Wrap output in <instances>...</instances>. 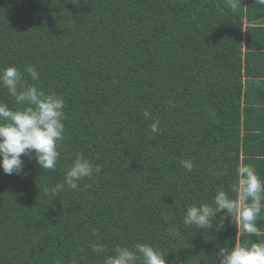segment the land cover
Segmentation results:
<instances>
[{"label":"trees","instance_id":"16d2710c","mask_svg":"<svg viewBox=\"0 0 264 264\" xmlns=\"http://www.w3.org/2000/svg\"><path fill=\"white\" fill-rule=\"evenodd\" d=\"M8 66L62 97L66 119L54 171L26 156L20 174L0 168V264H103L116 245L136 242L162 250L166 264H217L221 247L254 243L223 213L209 229L182 217L227 190L238 165L264 182L258 0L235 12L225 0H0V68ZM0 102L15 106L3 87ZM77 154L102 171L77 190L46 193ZM173 225L178 236L167 233Z\"/></svg>","mask_w":264,"mask_h":264},{"label":"clouds","instance_id":"9594fccd","mask_svg":"<svg viewBox=\"0 0 264 264\" xmlns=\"http://www.w3.org/2000/svg\"><path fill=\"white\" fill-rule=\"evenodd\" d=\"M264 5V0H258ZM226 5L238 11L241 0H225ZM32 81L40 80V73L33 65L24 70ZM0 87L7 89L14 98L15 106L0 102V168L7 175L20 174L23 171L22 156L34 159L44 170L54 171L60 156L58 145L65 139V101L54 93H46L35 84H28L24 72L16 66L0 68ZM142 115L151 119L150 132L160 130V121L153 118L147 110ZM181 166L191 172L194 163L191 159L182 160ZM102 165L93 163L82 154L67 168L63 182L44 191L59 193L65 185L72 190L78 189V182L91 178L102 171ZM235 179L228 185L216 189L211 203L188 205L182 217L184 226L196 229L213 228L217 213L224 218H231L238 232L259 236L257 217L261 211V194L264 182L258 177L254 167L238 165ZM229 193L233 195L230 196ZM234 197V198H233ZM223 223L218 229H223ZM95 231V230H93ZM169 236H178L179 229L173 225L167 229ZM92 251L101 253L104 246L92 245ZM217 264H264V242L249 244L235 243L232 247H221L216 254ZM103 264H166L165 253L148 243L136 242L131 247L116 245L111 254L105 256Z\"/></svg>","mask_w":264,"mask_h":264},{"label":"crops","instance_id":"0c3cea01","mask_svg":"<svg viewBox=\"0 0 264 264\" xmlns=\"http://www.w3.org/2000/svg\"><path fill=\"white\" fill-rule=\"evenodd\" d=\"M252 53H253V52L250 53L249 60L254 61L255 59H258V58H260V59L263 60V57H261L259 54H252ZM255 62H257V60H255ZM258 79H259V80H258ZM258 79H257L258 81L264 83V80L262 79V77H260V78H258ZM261 79H262V80H261ZM259 157H260V156H258L257 158H259ZM259 159H260V158H259ZM257 168H258V169H261V166H259V167H257ZM262 199H263V197L261 198V209H262V211H263L262 216H264V203H262ZM256 223H257V226H258V228H259V230H260V234H259V236H255L254 234H253V235H249V236H252V239H253L254 242H257V241L264 242V228H262V227H264V221L261 219V216H260V218H259V215H258ZM245 234H246V233H245ZM240 235H241V233L238 232V235H237V236L240 237Z\"/></svg>","mask_w":264,"mask_h":264}]
</instances>
